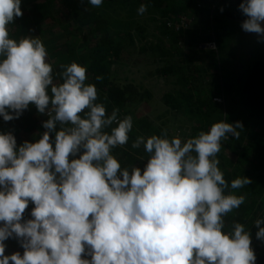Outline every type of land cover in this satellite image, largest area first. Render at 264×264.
Masks as SVG:
<instances>
[{"label":"clouds","instance_id":"1","mask_svg":"<svg viewBox=\"0 0 264 264\" xmlns=\"http://www.w3.org/2000/svg\"><path fill=\"white\" fill-rule=\"evenodd\" d=\"M240 9L248 17L243 30L264 37V0H244ZM145 11L141 4L139 14ZM22 15L21 0H0V115L10 121L34 104L50 118L42 137L18 150L11 132L0 133V264H255L245 226L224 230V217L245 197L225 194L216 159L221 140L238 139L242 125L216 122L186 142L169 139L167 130L140 135L132 148L144 147L146 165L122 168L111 150L127 144L132 116L120 118L118 108L107 114L75 61L60 65L55 83L42 41L10 38L8 26ZM250 183L238 177L230 186ZM29 202L33 218L22 222ZM262 223L255 221L256 235L264 240ZM10 237L23 255H5Z\"/></svg>","mask_w":264,"mask_h":264},{"label":"trees","instance_id":"2","mask_svg":"<svg viewBox=\"0 0 264 264\" xmlns=\"http://www.w3.org/2000/svg\"><path fill=\"white\" fill-rule=\"evenodd\" d=\"M243 2L103 0L97 7L88 0H21L23 15L8 28L10 38L17 41L32 36L43 42L55 83L62 82L60 65L75 61L86 67V83L95 84L97 102L105 105L107 114L118 108L120 118L132 116L127 144L111 150L122 168L146 165L144 147L132 148L140 135L147 139L167 130L169 139L179 136L186 142L216 122H239V138L228 134L216 156L229 184L225 194L245 197L224 217V230L242 223L251 237L255 264H264V240L257 238L255 224L257 219L264 221V37L250 33L253 36L244 41L242 23L248 17L240 9ZM141 4L146 5L143 14L138 12ZM181 20L187 25L178 30L175 24ZM233 38L242 44L234 47ZM213 40L218 51L199 49V43ZM127 60L125 68L139 72L145 83L121 76ZM49 118L29 104L19 118L5 121L0 115V133L11 132L18 150L25 141L34 143L42 137L43 122ZM50 138L54 147L55 131ZM82 154L83 150L70 159ZM238 177L251 183L231 189V181ZM33 207L29 202L22 222L33 218ZM4 243L5 255H23L18 238ZM83 258L91 259L87 254Z\"/></svg>","mask_w":264,"mask_h":264},{"label":"rangeland","instance_id":"3","mask_svg":"<svg viewBox=\"0 0 264 264\" xmlns=\"http://www.w3.org/2000/svg\"><path fill=\"white\" fill-rule=\"evenodd\" d=\"M236 29V28H235ZM242 36L244 37V41H245V39L248 37V36H253V35H251L250 34V32H246V31H244L243 30V28H242ZM235 33H237V30H235ZM234 39V47H236V46H238L239 44H242L241 42H240V40H239V38H238V40H236L235 38H233ZM235 51H237V50H235ZM238 52V51H237ZM129 63V61L127 60V61H125V62H123V67H122V69L125 71V73H122L121 74V76H123V78H130L131 80H136L138 83H139V81H140V79L142 80V77H140V76H137V74H139V72H132V70H131V68L130 67H126L125 68V66L127 65ZM240 71H241V68L240 67H238V68H236V72H237V74H239L240 73ZM140 74H142V72H140ZM143 83H145L144 82V80H142V84ZM158 97V96H157ZM154 105H156V103H154Z\"/></svg>","mask_w":264,"mask_h":264},{"label":"built area","instance_id":"4","mask_svg":"<svg viewBox=\"0 0 264 264\" xmlns=\"http://www.w3.org/2000/svg\"><path fill=\"white\" fill-rule=\"evenodd\" d=\"M168 25L172 26L173 23H168ZM175 25H176V29L179 30L181 27H185L187 24L184 20H181L178 24ZM198 47L202 51H218V44L216 40L201 42L199 43Z\"/></svg>","mask_w":264,"mask_h":264}]
</instances>
